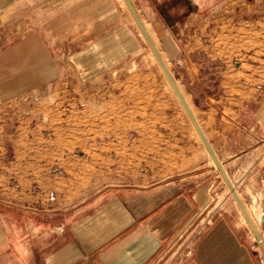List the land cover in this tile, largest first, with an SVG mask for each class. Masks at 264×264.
I'll use <instances>...</instances> for the list:
<instances>
[{
    "label": "crops",
    "instance_id": "1",
    "mask_svg": "<svg viewBox=\"0 0 264 264\" xmlns=\"http://www.w3.org/2000/svg\"><path fill=\"white\" fill-rule=\"evenodd\" d=\"M189 1L190 15L167 26L163 45L171 53L168 39H175L185 67L173 78L189 88V100L180 91L234 184L246 152L264 145V0L243 12L245 1ZM241 22L252 26L251 54L231 48ZM1 45L0 264H264L231 208L214 206L222 177L205 147L198 149L195 129L175 116L151 129L154 144L149 129L133 132L135 96L149 82L103 78L139 48L113 5L0 0ZM201 53L220 61L218 78L199 73ZM73 83L94 88L72 97L47 93ZM30 89L35 103L16 101ZM53 164L61 176L49 175ZM138 166L153 168L152 183L133 184L149 182L128 169ZM34 184L54 191L56 202L41 196L39 209L25 208L39 203ZM216 211L191 242L198 217Z\"/></svg>",
    "mask_w": 264,
    "mask_h": 264
},
{
    "label": "rangeland",
    "instance_id": "2",
    "mask_svg": "<svg viewBox=\"0 0 264 264\" xmlns=\"http://www.w3.org/2000/svg\"><path fill=\"white\" fill-rule=\"evenodd\" d=\"M102 1V0H100ZM107 3H110L114 6L116 11V15H118L119 20L121 23L127 25L129 31L132 32L134 35V39L136 41V45L139 46L137 50H135L134 55L127 60V62L121 65L120 69L113 74L111 72L105 74L103 78L110 79L111 77L117 79H140L146 80L149 82V88L145 87L143 96L138 95L135 96L134 112H133V125L134 129L133 132L145 131L150 132L151 144L155 143L156 128L158 126H164V123L168 122V117L170 120L173 121V117L176 116V119H181V127H192L190 120L188 119L186 113L184 112L180 102L178 101L174 91L172 90L166 76L164 75L163 71L161 70L159 64L157 63L155 57L153 56L149 46L147 45L145 39L141 35L135 21L133 20L129 10L127 9L123 0H104ZM195 1V0H194ZM225 2L227 0H214L213 5L219 2ZM237 1V5L240 3L246 2V4L242 7L241 12L247 10L248 2L252 3L253 0H234ZM133 6L135 7L142 23L146 26V30L149 33L151 39L153 40L157 50L161 54V57L167 63L168 69L171 71L172 76L176 79L180 78V73L182 69H184V59L180 53L177 54L178 49L175 44V39H168L172 42L173 48L171 53L165 51L163 40V35L165 34L166 30L168 29L167 26L172 25L177 21H181L185 19L191 12V6L189 0H131ZM249 2V3H250ZM186 5V6H185ZM187 8V9H186ZM161 12V15H160ZM187 14V15H185ZM246 14L247 13L246 11ZM238 36H237V45L231 46L233 50L236 52L240 51L251 54L254 48V35L252 34V26L250 24L242 23L238 24ZM161 36V38L158 37ZM169 36V35H168ZM4 46L8 45L9 41H4ZM12 44V43H11ZM175 44V45H174ZM3 45L0 48L4 47ZM177 54V55H176ZM175 56L173 60V56ZM197 62L200 64L199 73L201 75L206 76H215L218 78L219 71H220V64L218 59H213L206 54L201 53L198 54L196 57ZM67 78H69L72 82H77L79 80L78 75L74 71L67 72ZM80 81V80H79ZM180 83H183V79ZM88 87V86H86ZM83 85L71 84L68 87H48V94L57 95V94H70V96H76L80 92L79 90H83L86 88ZM94 87H88L89 90H93ZM181 91L183 89L189 100L188 91L189 88H180ZM34 89H30L27 92L22 93L16 97L17 102L23 103H35L37 100L36 94L33 92ZM182 93V92H181ZM33 101V102H32ZM149 103V104H148ZM84 104L78 105L75 103L73 108L83 107ZM160 116V117H159ZM158 125V126H157ZM195 132V131H194ZM196 134V133H195ZM197 136V135H196ZM197 143L198 149L203 150L205 152L204 145L201 142L199 136H197ZM264 143V142H263ZM249 145V142L246 143ZM158 150H151L150 155L153 157H157ZM248 157L245 161L244 166H240L235 169L232 173L233 180H234V187L236 192L243 203L247 212H249L251 218L255 221V226L264 241V222L260 224V219H258L259 215L264 214V145L254 144L253 148L246 152ZM8 155L12 157L13 153L8 151ZM211 159V158H210ZM209 159V160H210ZM211 161V160H210ZM124 167L118 166L117 172H121ZM129 170H134L138 173L141 177H148L149 182H144L141 184L140 182H133L134 185H144L149 184L154 181V178L149 177L151 176L150 170L153 168L149 166H138V167H131L128 168ZM125 168L123 169V171ZM47 171L51 176H61L63 174L62 167L57 164L48 165ZM154 171V170H153ZM219 179L218 185L215 187L214 191L216 194L214 198V206L220 208L227 209L228 207L231 208L232 215L237 217L238 220L245 226L246 231L248 232L249 237L253 241V244L258 252L259 255L264 260V252L260 247L257 239L255 238L252 230L250 229L248 223L246 222L245 218L241 216V211L237 206L233 196L231 195L228 187L226 186L225 182ZM129 182V181H128ZM121 183L119 185H130L131 182ZM31 195L39 196L38 202L28 204L25 208L35 211L36 209L40 208V201L41 196L48 201V203L56 202V193L51 190H45L37 184L32 185L30 190ZM229 212V211H228ZM218 213H222V210H219ZM218 216L217 211L213 216L207 217L205 212L198 217V219L194 222L193 226L188 230L187 235H190V241L192 242L198 233L201 231L200 228L196 229V226L200 223L205 225L207 222L211 220V217L216 218ZM196 229V232L193 231ZM193 233V235H192ZM197 234L196 236L194 234Z\"/></svg>",
    "mask_w": 264,
    "mask_h": 264
},
{
    "label": "water",
    "instance_id": "3",
    "mask_svg": "<svg viewBox=\"0 0 264 264\" xmlns=\"http://www.w3.org/2000/svg\"><path fill=\"white\" fill-rule=\"evenodd\" d=\"M123 2L125 3L127 9L129 10L133 20L135 21L139 31L141 32L143 38L145 39L147 45L149 46L153 56L155 57L157 63L159 64L161 70L163 71L164 75L166 76L172 90L174 91L178 101L180 102L184 112L186 113L188 119L190 120L193 128L195 129L197 135L199 136L201 142L203 143L206 151L208 152L211 160L213 161L215 167L217 168V170L219 171L223 181L225 182L226 186L228 187L231 195L233 196L237 206L239 207L241 213L243 214L246 222L248 223L250 229L252 230L255 238L257 239V242L259 243L260 247L262 248L263 252H264V241L262 239V237L260 236V234L258 233L257 229L255 228V226L253 225L251 219L249 218L247 211L243 205V203L241 202L236 189L234 187V185L232 184L231 180L229 179L227 173L225 172L224 168L222 167L221 163L219 162L217 156L215 155L213 149L211 148L207 138L205 137L201 127L199 126L195 116L193 115L188 103L186 102L183 94L181 93L179 87L177 86L170 70L168 69L166 63L164 62L163 58L161 57L159 51L157 50L153 40L151 39L149 33L147 32L145 26L143 25L135 7L133 6L131 0H123ZM264 222V214L261 216V223Z\"/></svg>",
    "mask_w": 264,
    "mask_h": 264
},
{
    "label": "bare ground",
    "instance_id": "4",
    "mask_svg": "<svg viewBox=\"0 0 264 264\" xmlns=\"http://www.w3.org/2000/svg\"><path fill=\"white\" fill-rule=\"evenodd\" d=\"M145 27H146V26H145ZM141 35H142V34H141ZM174 45H175V44H174ZM211 162H213V161L211 160ZM247 214H248L249 218L251 219L253 225L255 226L256 223H255V221L251 218L249 212H247ZM241 216H242V218L244 217L242 213H241ZM261 216H262V215H259V217H258V219H260V220H259V221H260V224H261ZM255 228H256V226H255Z\"/></svg>",
    "mask_w": 264,
    "mask_h": 264
},
{
    "label": "trees",
    "instance_id": "5",
    "mask_svg": "<svg viewBox=\"0 0 264 264\" xmlns=\"http://www.w3.org/2000/svg\"><path fill=\"white\" fill-rule=\"evenodd\" d=\"M186 6V5H185ZM187 9V8H186ZM185 15H187V14H185Z\"/></svg>",
    "mask_w": 264,
    "mask_h": 264
},
{
    "label": "flooded vegetation",
    "instance_id": "6",
    "mask_svg": "<svg viewBox=\"0 0 264 264\" xmlns=\"http://www.w3.org/2000/svg\"><path fill=\"white\" fill-rule=\"evenodd\" d=\"M173 24V23H172Z\"/></svg>",
    "mask_w": 264,
    "mask_h": 264
}]
</instances>
